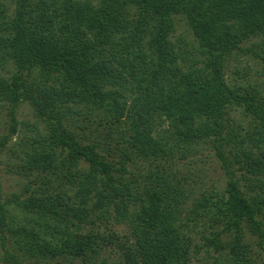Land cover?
<instances>
[{
  "label": "trees",
  "instance_id": "trees-1",
  "mask_svg": "<svg viewBox=\"0 0 264 264\" xmlns=\"http://www.w3.org/2000/svg\"><path fill=\"white\" fill-rule=\"evenodd\" d=\"M172 15L196 47L169 40ZM236 50L260 66L225 78ZM252 73L264 76V0H0V165L21 180L0 187L3 264H264ZM214 160L222 192L193 189Z\"/></svg>",
  "mask_w": 264,
  "mask_h": 264
},
{
  "label": "rangeland",
  "instance_id": "rangeland-1",
  "mask_svg": "<svg viewBox=\"0 0 264 264\" xmlns=\"http://www.w3.org/2000/svg\"><path fill=\"white\" fill-rule=\"evenodd\" d=\"M175 17V25L174 28L171 32H169L168 38L171 42H174L176 39H179L180 37L183 39H186V41H189L192 43L195 47L197 45V41L195 38H193L189 26L187 25V22L185 21V18L179 16V15H172ZM260 37H254L251 38L250 41L248 42H239V46L242 47V49L247 48L251 44L255 43H260L261 42ZM251 46L249 47V49ZM229 63L228 67L224 66V71H225V78L229 77L230 71L234 68V66L242 68V66H250V69L254 70L256 67L260 66V64H256L255 62L251 61L250 59L244 52L241 51H234L233 57H229ZM198 64V63H196ZM199 65V64H198ZM187 69V66L184 67ZM260 68V67H259ZM7 69H12L11 67H8ZM253 72V71H252ZM9 71H5V74L8 75ZM253 78L257 79V82L264 83V76L257 77L255 74H251ZM251 81V80H250ZM255 82V81H253ZM230 115L232 117H238L239 113L238 111L232 110L230 112ZM17 119L19 121L23 122H32L34 120L31 109L27 102H22L20 107L17 110ZM1 124V121H0ZM167 121L163 124L166 127ZM20 125V124H19ZM23 126H19V128H22ZM0 130H2V125H0ZM24 132V131H22ZM21 131H19L18 134H22ZM14 138H17L15 135ZM201 150V148H200ZM204 152L197 153L195 155H190L188 158H184L180 160L177 165L183 170V172H187L194 164L189 163L188 160L193 158L197 159L200 157L202 153H205L206 150H202ZM217 162L214 160L212 164H209L208 168L205 166L203 171H199L194 174H192L193 178L196 180L192 184L193 189H197L200 191H208L212 190L216 194L222 192V187L224 186L225 183V176L223 172L220 171L219 166L216 165ZM145 166V165H144ZM196 166V164L194 165ZM141 168V166H140ZM194 168V167H193ZM20 178L16 177L15 175L11 174L8 172L7 167L5 166V163H2L0 165V187L2 189V197H5L12 191H18L19 190V183H20ZM243 232L245 233V238H247V230L244 228ZM2 248H0V264H3V261L1 260V255H2ZM107 255V254H106ZM113 256V257H112ZM110 258V262L117 257V254L112 255ZM24 263H23V262ZM11 264V263H10ZM18 264H39L36 263L33 259L26 258L25 260H21V258L18 261ZM40 264H49L48 262H41ZM56 264H66L65 262H58ZM72 264V263H71ZM73 264H82L80 261H74ZM195 264H200L199 262Z\"/></svg>",
  "mask_w": 264,
  "mask_h": 264
}]
</instances>
